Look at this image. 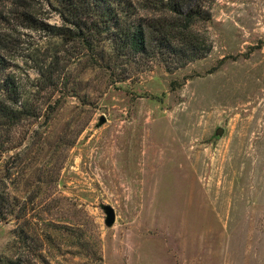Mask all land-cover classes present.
Returning <instances> with one entry per match:
<instances>
[{
	"label": "rangeland",
	"instance_id": "374dc122",
	"mask_svg": "<svg viewBox=\"0 0 264 264\" xmlns=\"http://www.w3.org/2000/svg\"><path fill=\"white\" fill-rule=\"evenodd\" d=\"M209 11L205 57L172 70L119 59L113 82L71 57L53 108L3 132L22 144L2 152L0 196L15 195L24 216L0 221V257L264 264V0H214ZM18 45L48 54L35 32ZM16 61L24 84L37 76L29 57Z\"/></svg>",
	"mask_w": 264,
	"mask_h": 264
},
{
	"label": "trees",
	"instance_id": "16d2710c",
	"mask_svg": "<svg viewBox=\"0 0 264 264\" xmlns=\"http://www.w3.org/2000/svg\"><path fill=\"white\" fill-rule=\"evenodd\" d=\"M213 1L0 0V162L2 152L22 144L12 136L3 139V132L9 134L10 127L37 121L44 114V104L48 110L53 108L50 100L66 87L63 69L71 57L105 72L112 82L119 59H133L137 70L152 62L166 70L176 69L206 56L209 45L198 29L210 19ZM53 15L59 23L50 22ZM26 32L45 38L49 44L45 57L22 55L18 41ZM19 56L29 57L37 73L33 79L26 74L25 84L16 72ZM3 188L0 175V191ZM5 194L0 196V221L22 218L15 213L17 197ZM19 239L29 251L23 230L17 234V243ZM0 264L50 263L41 252L35 258L20 252L0 257Z\"/></svg>",
	"mask_w": 264,
	"mask_h": 264
},
{
	"label": "water",
	"instance_id": "95a60500",
	"mask_svg": "<svg viewBox=\"0 0 264 264\" xmlns=\"http://www.w3.org/2000/svg\"><path fill=\"white\" fill-rule=\"evenodd\" d=\"M106 121V118L101 115L98 119L97 126H101ZM224 129L222 127H217L214 131L215 137H220L223 133ZM102 209L105 213V224L107 226H111L115 221V212L114 209L110 205L102 204Z\"/></svg>",
	"mask_w": 264,
	"mask_h": 264
}]
</instances>
